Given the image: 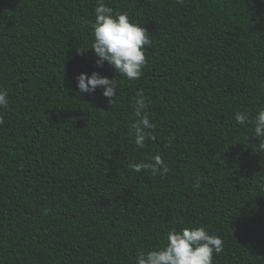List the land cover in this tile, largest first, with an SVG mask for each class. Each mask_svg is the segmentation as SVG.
<instances>
[{
  "label": "trees",
  "instance_id": "trees-1",
  "mask_svg": "<svg viewBox=\"0 0 264 264\" xmlns=\"http://www.w3.org/2000/svg\"><path fill=\"white\" fill-rule=\"evenodd\" d=\"M103 2L149 33L135 81L95 63L97 0H0V264H135L201 226L223 241L213 264H264V137L235 120L264 107V0ZM93 71L116 80L113 105L79 93ZM155 155L166 174L130 167Z\"/></svg>",
  "mask_w": 264,
  "mask_h": 264
},
{
  "label": "clouds",
  "instance_id": "clouds-1",
  "mask_svg": "<svg viewBox=\"0 0 264 264\" xmlns=\"http://www.w3.org/2000/svg\"><path fill=\"white\" fill-rule=\"evenodd\" d=\"M176 2L182 5L184 0ZM93 11L95 19L91 27L94 39L89 50H94L97 67H103L107 62L119 76L129 81L139 79L147 64L145 46L151 43L146 28L132 22L127 12H114L103 0H97ZM76 82L79 93H94L97 88H101L109 104L115 103L118 90L115 79L93 71L90 75L80 73ZM149 104L142 91L133 97L136 120L132 128L137 148L145 147V141L150 138L149 130L155 127L147 114ZM8 106V92L0 87V125L4 123L2 111ZM235 120L240 125L252 122L255 136L264 137V107L254 117L247 112H237ZM130 167L135 172L151 169L160 174H166L169 170L160 155H155L149 162L133 163ZM196 186H199L198 181ZM222 251V239L209 234L205 227L172 228L166 234V243L138 251L135 264H213L214 254Z\"/></svg>",
  "mask_w": 264,
  "mask_h": 264
}]
</instances>
